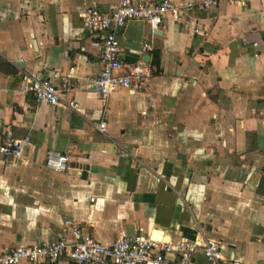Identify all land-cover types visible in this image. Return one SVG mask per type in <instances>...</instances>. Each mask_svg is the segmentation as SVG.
<instances>
[{"label": "crops", "instance_id": "obj_1", "mask_svg": "<svg viewBox=\"0 0 264 264\" xmlns=\"http://www.w3.org/2000/svg\"><path fill=\"white\" fill-rule=\"evenodd\" d=\"M116 3L0 0V133L10 124L15 138H29L26 163L0 157V250L71 225L102 244L157 229L155 240L204 236L220 241L224 257L263 264L264 0L220 2L153 33L126 22L120 56L146 62L148 75L102 105L87 85L101 68L98 40L77 13H108ZM142 42L150 51L128 52ZM69 69L75 86L59 98L73 99L74 110L37 103L26 90L24 75ZM47 149L68 157L65 172L43 167Z\"/></svg>", "mask_w": 264, "mask_h": 264}, {"label": "built area", "instance_id": "obj_2", "mask_svg": "<svg viewBox=\"0 0 264 264\" xmlns=\"http://www.w3.org/2000/svg\"><path fill=\"white\" fill-rule=\"evenodd\" d=\"M248 0H187L176 4L170 0H117L115 7L108 13L86 7L77 15L83 27L98 40L101 63L99 71L87 81L88 87L99 97L104 105L110 92L116 88L138 89L142 80L148 75L146 62L137 60L127 62L121 56V47L117 35L120 28L128 21L147 23L150 32L160 29L164 21L175 23L190 11H203L216 8L220 2L243 6ZM192 33L199 34L197 27ZM32 37V34H29ZM244 40L241 43L244 44ZM256 45L255 42L252 43ZM149 43L142 42L138 48L128 52L140 55L150 51ZM256 54L254 53V56ZM72 72L52 71L42 78L24 75L26 90L40 104L76 109L73 99L60 100V94L73 90ZM95 130L104 132L105 121L100 120ZM29 141L27 136L15 138L12 126L5 124L0 133V157L26 163L23 149ZM69 159L52 149H47L42 165L45 169L62 173L68 169ZM89 202L93 198L88 199ZM67 232L70 235L66 237ZM198 253L200 263L195 258ZM66 257L70 264H244L240 258L224 257L221 243L213 238L180 239L176 242H163L141 234L118 233L113 241L102 244L92 236L83 233L77 225L56 232L51 238L36 245H15L0 250V264H40L43 261L57 262ZM264 264V263H263Z\"/></svg>", "mask_w": 264, "mask_h": 264}, {"label": "water", "instance_id": "obj_3", "mask_svg": "<svg viewBox=\"0 0 264 264\" xmlns=\"http://www.w3.org/2000/svg\"><path fill=\"white\" fill-rule=\"evenodd\" d=\"M161 231L160 230H157V229H150L149 231V236L150 238L152 239H161ZM162 241L163 242H167V237L166 235H163L162 237Z\"/></svg>", "mask_w": 264, "mask_h": 264}, {"label": "trees", "instance_id": "obj_4", "mask_svg": "<svg viewBox=\"0 0 264 264\" xmlns=\"http://www.w3.org/2000/svg\"><path fill=\"white\" fill-rule=\"evenodd\" d=\"M151 64L157 66V58L156 57L153 56L151 58Z\"/></svg>", "mask_w": 264, "mask_h": 264}]
</instances>
